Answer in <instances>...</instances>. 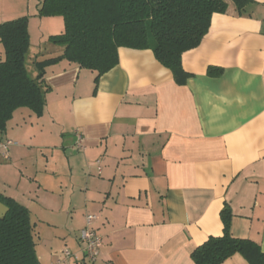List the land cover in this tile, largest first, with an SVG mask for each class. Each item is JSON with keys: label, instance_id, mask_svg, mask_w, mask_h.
Returning a JSON list of instances; mask_svg holds the SVG:
<instances>
[{"label": "crops", "instance_id": "1", "mask_svg": "<svg viewBox=\"0 0 264 264\" xmlns=\"http://www.w3.org/2000/svg\"><path fill=\"white\" fill-rule=\"evenodd\" d=\"M41 1L0 0V24L29 17L32 76L62 53L48 39L63 17L39 16ZM228 3L183 53L184 84L151 49L120 47L97 86L64 59L46 68L43 114L15 110L0 132V192L30 210L42 264H196L194 249L223 234L225 206L233 236L264 252V0ZM87 214L103 238L94 263L80 239ZM222 264L250 263L236 253Z\"/></svg>", "mask_w": 264, "mask_h": 264}, {"label": "trees", "instance_id": "2", "mask_svg": "<svg viewBox=\"0 0 264 264\" xmlns=\"http://www.w3.org/2000/svg\"><path fill=\"white\" fill-rule=\"evenodd\" d=\"M241 10L250 0H232ZM228 0H42L39 16H62L64 31L49 36L62 47L60 55L34 62L30 75L26 60L30 50L29 17L0 24L5 59L0 61V132L6 131L16 109L27 107L41 116L46 106V68L66 59L100 78L119 62V48L151 49L179 84L190 74L182 65L184 52L197 47L207 34L214 13L225 12ZM221 69L210 67L209 74ZM9 207L0 218V264H42L37 253V233L30 210L0 192ZM232 211H221L223 234L210 236L192 252L196 264H222L239 253L250 264H264L258 242L234 237Z\"/></svg>", "mask_w": 264, "mask_h": 264}, {"label": "built area", "instance_id": "3", "mask_svg": "<svg viewBox=\"0 0 264 264\" xmlns=\"http://www.w3.org/2000/svg\"><path fill=\"white\" fill-rule=\"evenodd\" d=\"M75 135L77 138L76 141V147L77 148H83L84 147V134L79 130H75ZM11 143L9 141L7 144ZM7 144L5 146H7ZM99 164V168L101 169V161H97ZM96 219V215L94 214H87L86 215V224L81 229L80 231V239L84 242V247H83V254L84 258L91 262L94 263L99 256V250H100V245L103 242L102 236H100L95 227H94V220ZM73 256V253L69 249H64L62 251V258L63 260L69 259L70 257Z\"/></svg>", "mask_w": 264, "mask_h": 264}, {"label": "water", "instance_id": "4", "mask_svg": "<svg viewBox=\"0 0 264 264\" xmlns=\"http://www.w3.org/2000/svg\"><path fill=\"white\" fill-rule=\"evenodd\" d=\"M9 211V207L0 201V218H3Z\"/></svg>", "mask_w": 264, "mask_h": 264}, {"label": "rangeland", "instance_id": "5", "mask_svg": "<svg viewBox=\"0 0 264 264\" xmlns=\"http://www.w3.org/2000/svg\"><path fill=\"white\" fill-rule=\"evenodd\" d=\"M45 17H51V16H45ZM27 58H28V56H27ZM26 61H27V60H26ZM47 211H48V210H47ZM47 211H46V212H47Z\"/></svg>", "mask_w": 264, "mask_h": 264}]
</instances>
